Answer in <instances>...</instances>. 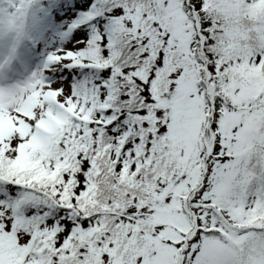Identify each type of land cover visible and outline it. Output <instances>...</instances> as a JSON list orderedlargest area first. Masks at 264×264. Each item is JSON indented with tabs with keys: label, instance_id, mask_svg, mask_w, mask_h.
Masks as SVG:
<instances>
[{
	"label": "snow or ice",
	"instance_id": "1",
	"mask_svg": "<svg viewBox=\"0 0 264 264\" xmlns=\"http://www.w3.org/2000/svg\"><path fill=\"white\" fill-rule=\"evenodd\" d=\"M0 264H264V0H0Z\"/></svg>",
	"mask_w": 264,
	"mask_h": 264
}]
</instances>
